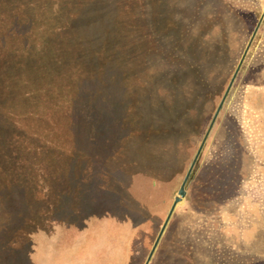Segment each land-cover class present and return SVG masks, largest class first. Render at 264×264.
<instances>
[{
  "label": "rangeland",
  "instance_id": "374dc122",
  "mask_svg": "<svg viewBox=\"0 0 264 264\" xmlns=\"http://www.w3.org/2000/svg\"><path fill=\"white\" fill-rule=\"evenodd\" d=\"M138 2V73L152 72L166 108L150 112L148 101H138L142 117H108L113 100L120 98L119 115L130 97L119 87L121 69H104L77 105L92 102L97 117H8L0 131V264H145L244 54L149 264H264V0ZM116 5L90 7L98 53ZM45 98L38 107L45 114L63 111L56 97ZM237 126L239 189L214 213L199 212ZM147 127L151 138L140 144L134 135ZM123 154L127 167L118 165ZM134 161L160 170V180L132 184L117 172Z\"/></svg>",
  "mask_w": 264,
  "mask_h": 264
},
{
  "label": "trees",
  "instance_id": "16d2710c",
  "mask_svg": "<svg viewBox=\"0 0 264 264\" xmlns=\"http://www.w3.org/2000/svg\"><path fill=\"white\" fill-rule=\"evenodd\" d=\"M98 1L0 0V131L5 129L3 126L8 117L17 121L32 117H97L91 107L92 102L83 108L77 105L85 99L87 90L92 92V87L103 81L95 71L104 69H121L124 79L119 87L130 97L125 113L121 111L119 115L117 102L120 98L113 100V113L110 112L108 117H142L141 111L137 112L136 102L145 100L149 102L150 112H163L167 101H164L165 94L158 92V87L154 89L151 86L152 72L144 69L138 73V60L143 52L139 54L134 50L132 32V15L138 0H116L118 6L110 10L113 24L108 42L99 53L91 30L96 25L95 15L90 10ZM79 20L84 22L80 24ZM84 39L91 56L83 50ZM143 55V59L148 56L145 52ZM114 83L117 84L116 81ZM47 94L56 97L59 106L55 105V109L63 108V111L51 115L38 108L46 102ZM133 94L138 95L135 100L131 98ZM151 128L147 127L148 133L138 132L134 138L142 141L140 144L148 142ZM240 131L237 126L231 132L230 155L219 160L213 183L208 184L207 191H204V205L198 209L199 212L214 213L239 189L238 176L242 169L239 153L244 151ZM231 136H236V139ZM127 164L123 154L118 165L127 167ZM132 165L131 170L129 167L116 170L122 176L130 177L132 184L144 185L150 179L151 185L160 180V170L141 167L139 161ZM196 185L205 186L199 182ZM122 199L120 208L123 209L125 199Z\"/></svg>",
  "mask_w": 264,
  "mask_h": 264
},
{
  "label": "water",
  "instance_id": "95a60500",
  "mask_svg": "<svg viewBox=\"0 0 264 264\" xmlns=\"http://www.w3.org/2000/svg\"><path fill=\"white\" fill-rule=\"evenodd\" d=\"M244 56H245V54L243 55V58L240 61V64L238 65V67H237V69H236V71H235V73H234V75H233V77H232V79H231V81L229 83V86H228V88H227V90H226V92H225V94H224V96H223V98H222V100H221V102H220V104H219V106H218V108H217V110H216L211 122H210L209 128L207 130V133L205 134L204 139L201 142V145L198 148V150H197V152H196V154H195V156H194V158H193V160H192V162L190 164V167H189V169H188V171H187V173H186V175H185V177H184V179L182 181V184H181V186H180V188L178 190V194L174 198V201H173V203H172V205H171V207H170V209H169V211L167 213L165 221H164V223H163V225H162V227L160 229V232H159L158 236L155 239V242H154V244H153V246H152V248L150 250V253H149V255H148L147 259H146L145 264H149V262L151 261L153 255H154V253H155V251H156V249H157V247H158V245L160 243L162 235L164 234V232H165V230H166V228H167V226L169 224V221H170V219H171V217H172V215H173V213H174V211L176 209V206L186 196V188H185L186 182H187V180H188V178H189V176H190V174L192 172V169H193V167H194V165H195V163H196V161H197V159H198V157H199V155H200V153L202 151V148H203V145H204V143L206 141V138L208 137V134L210 133V129L212 128V126H213V124H214V122H215V120H216V118L218 116V113H219V111H220V109H221V107H222V105L224 103V100H225V98H226V96L228 94V91L230 90V88H231V86H232V84H233V82L235 80V77H236V75H237V73L239 71V68H240L241 63H242V61L244 59Z\"/></svg>",
  "mask_w": 264,
  "mask_h": 264
}]
</instances>
